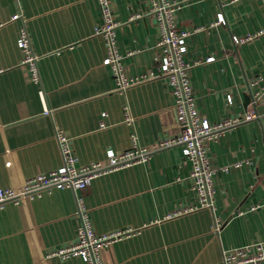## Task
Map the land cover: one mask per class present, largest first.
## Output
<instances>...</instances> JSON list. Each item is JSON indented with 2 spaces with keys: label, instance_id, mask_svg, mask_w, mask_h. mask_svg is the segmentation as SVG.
I'll list each match as a JSON object with an SVG mask.
<instances>
[{
  "label": "crops",
  "instance_id": "1",
  "mask_svg": "<svg viewBox=\"0 0 264 264\" xmlns=\"http://www.w3.org/2000/svg\"><path fill=\"white\" fill-rule=\"evenodd\" d=\"M170 1L181 6L175 14L177 27L197 30L186 40L185 59L213 57L190 70L198 110L210 123L251 109L263 115L264 106L252 104L248 85L264 75V33L239 45L232 38L264 29V0ZM110 3L127 76L156 72L159 31L148 0ZM16 13L27 20L32 50L39 56L40 85L30 82L20 65L19 22L10 20ZM218 15L223 23H217ZM101 24L96 0H0V188L21 189L29 178L61 165L55 131L68 138L76 166L104 161L107 150L125 151L132 140L151 149L177 132L166 78L123 92L115 89L110 68L103 64V40L95 34ZM39 89L50 114L44 113ZM209 156L214 166L229 168L213 178L212 211L164 219L197 205L190 167L177 145L153 150L147 162L99 176L82 190L52 189L5 203L0 207V264H84L77 257L46 258L74 241L80 224L77 197L95 232L136 231L102 248L103 264H217L225 251L264 242L260 122L225 131L210 144ZM214 219L220 222L217 233L211 230Z\"/></svg>",
  "mask_w": 264,
  "mask_h": 264
},
{
  "label": "built area",
  "instance_id": "2",
  "mask_svg": "<svg viewBox=\"0 0 264 264\" xmlns=\"http://www.w3.org/2000/svg\"><path fill=\"white\" fill-rule=\"evenodd\" d=\"M100 11L102 24L95 28V34L99 35L104 43L106 56L103 64L110 68L111 76L118 92H123L131 86L153 80L159 77L166 78L170 86L174 101V128L177 132L171 137L158 142L153 148H139L132 140L130 148L122 152L107 150L105 160L92 162L84 166H76L73 150L68 138L62 131H55V139L58 145L61 165L49 172L39 173L26 180L21 189L0 188V207L7 202H19L25 197L40 195L52 189L82 190L93 179L111 172L148 161L153 150L170 146H180L182 158L189 169L190 190L197 200L196 206L183 210H176L168 214L164 219L195 211L198 209L214 210L215 189L213 178L218 171L227 172L228 166L216 167L209 156V146L216 141L225 131L248 122L258 120L264 129V114L258 115L254 109L243 116L230 117L220 122L210 123L205 115L197 108L194 89L191 85L190 70L197 65L213 61V57L204 61L185 59L187 52V38L197 30H181L177 27L175 14L180 9L177 2L170 0H148L149 14L155 19L159 38L155 45L156 72L147 71L138 76H127L122 64V55L116 45V29L119 24L113 18L110 0H96ZM237 1V0H233ZM12 22H19L17 48L22 53L20 65L27 72L30 82L40 85V75L37 62L39 56L34 54L27 30V20L21 13L14 14ZM217 23H223L222 16L218 15ZM264 33V29L240 37H233L234 44H243ZM129 52L128 55H132ZM251 89L252 104L260 103L264 106V75L258 76L249 83ZM39 96L44 105V113L50 114L46 107L44 91L39 89ZM227 104L232 103L230 95L226 96ZM130 122L131 118L127 116ZM103 126V124H100ZM240 164H234L239 167ZM77 211L80 224L75 232L74 241L62 248L48 253L46 258L68 259L77 257L84 264H103L101 249L136 234L131 228L113 230L99 234L95 232L88 211L84 207L81 197L76 198ZM211 230L217 233L220 230V222L214 219ZM264 261V242L250 243L242 247L225 251L217 264H260Z\"/></svg>",
  "mask_w": 264,
  "mask_h": 264
},
{
  "label": "rangeland",
  "instance_id": "3",
  "mask_svg": "<svg viewBox=\"0 0 264 264\" xmlns=\"http://www.w3.org/2000/svg\"><path fill=\"white\" fill-rule=\"evenodd\" d=\"M260 106V105H259Z\"/></svg>",
  "mask_w": 264,
  "mask_h": 264
}]
</instances>
